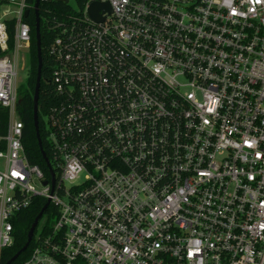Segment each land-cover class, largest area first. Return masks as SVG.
Returning a JSON list of instances; mask_svg holds the SVG:
<instances>
[{
    "label": "built area",
    "instance_id": "2783aa9c",
    "mask_svg": "<svg viewBox=\"0 0 264 264\" xmlns=\"http://www.w3.org/2000/svg\"><path fill=\"white\" fill-rule=\"evenodd\" d=\"M33 4L0 0V253L40 197L19 264H264V0H85L48 47L53 182L18 113Z\"/></svg>",
    "mask_w": 264,
    "mask_h": 264
},
{
    "label": "trees",
    "instance_id": "16d2710c",
    "mask_svg": "<svg viewBox=\"0 0 264 264\" xmlns=\"http://www.w3.org/2000/svg\"><path fill=\"white\" fill-rule=\"evenodd\" d=\"M77 6V10H74L68 5V2L47 0L39 1L38 13H39V32L41 37V56H42V67H41V78L38 92V120H39V135L41 138L42 148L48 157L51 159V152L48 142L45 136V127L42 120L44 115L51 104L52 87L50 84L51 72L49 70L52 64L51 57L48 54V47L51 41L61 35L63 32L62 28L70 24L72 21L80 20L85 0H74ZM31 4L34 0H28ZM25 21L30 26V44H29V76L26 81V89L23 94L19 96L20 103L18 104V113L20 119L24 123L22 142L25 148V152L28 161L31 164L38 165L45 174L48 168L42 158L41 150L38 145L35 128L33 125V93L37 72V57H36V42H35V14L33 7H30ZM45 204V199L37 197L33 200L30 207L19 211L13 219V243L1 250L0 253V264H4L10 259L25 243L27 239V233L29 227ZM57 209L53 205H48L44 213L46 216L42 226V233L47 232L53 225L56 219ZM40 218V219H41ZM39 219V220H40ZM39 222V221H38ZM37 227V226H36ZM36 230V228H35ZM34 240H32L26 250L22 252L15 261L11 264H19L29 253Z\"/></svg>",
    "mask_w": 264,
    "mask_h": 264
},
{
    "label": "water",
    "instance_id": "95a60500",
    "mask_svg": "<svg viewBox=\"0 0 264 264\" xmlns=\"http://www.w3.org/2000/svg\"><path fill=\"white\" fill-rule=\"evenodd\" d=\"M55 1H63L67 2V0H55ZM38 5L39 0H35L33 4V10L35 14V42H36V57H37V72H36V79H35V86H34V93H33V125L36 132V137L38 141V145L41 150L42 158L45 161V164L48 168L49 174L51 176V181L53 182V171L50 168L49 159L46 156L41 143V138L39 135V120H38V92H39V86H40V78H41V67H42V56H41V37L39 32V13H38ZM111 12V8L108 4V2H91L89 3L88 7L86 8V13L95 22L102 21L103 17L101 16V12ZM28 15V10L24 12V16L26 17ZM20 103V99L18 100V104ZM43 184H46V181L43 182ZM49 201L47 200L45 204L42 206L41 210L38 212V214L33 219L28 233H27V239L24 243V245L10 258L8 259L4 264H11L13 261L16 260V258L26 250L29 243L32 240V236L34 234L35 228L38 224L39 219L41 218L42 214L48 207Z\"/></svg>",
    "mask_w": 264,
    "mask_h": 264
},
{
    "label": "rangeland",
    "instance_id": "374dc122",
    "mask_svg": "<svg viewBox=\"0 0 264 264\" xmlns=\"http://www.w3.org/2000/svg\"><path fill=\"white\" fill-rule=\"evenodd\" d=\"M68 5L73 8L74 10H77V6L74 0H67ZM29 64H30V56L28 50L25 48L21 49L19 56H18V61H17V67L19 68V76H18V97L24 93L26 89V81L27 77L29 76ZM42 120L44 121L46 119L45 115H42ZM46 216L43 215V217L39 220L36 230L35 235L38 234L40 231L41 227L43 226V223L45 221Z\"/></svg>",
    "mask_w": 264,
    "mask_h": 264
}]
</instances>
